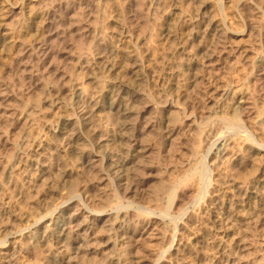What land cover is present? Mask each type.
<instances>
[{
    "label": "bare ground",
    "instance_id": "obj_1",
    "mask_svg": "<svg viewBox=\"0 0 264 264\" xmlns=\"http://www.w3.org/2000/svg\"><path fill=\"white\" fill-rule=\"evenodd\" d=\"M46 1H48V0H31L30 3L32 4L33 7L36 6V8L39 7V6H42L43 4H44L43 6H46L45 8H47V7H49L48 4L50 3V1H49V3H47L45 5V2ZM58 1H57V3H54L55 5L51 2L53 5H50V6H53V7L51 9L49 7V9H46L42 13V15L40 14L41 17H40V20L39 21H38V19H37V21H36V19H34V21L32 22V25H30V27H33V30L35 31V35L30 40V42H28V39H27V42H28L27 43L25 41L22 42L23 39H20V38L24 37V36L21 35L22 32L20 33V35L22 37L20 35H19L20 36L19 37V36H17L18 33L15 32V30L12 29V26L14 25V22H15V17L18 16V15L23 14V8L21 6H19L18 4H16V3L15 4L14 3L12 4V3L8 2L7 0H0V21L3 22V23H1V28H2L1 36H2V41H3V53H2V55H0V61H4L5 59H9V57L10 58L12 57V62L10 64L11 65L13 64L14 65V68H15V66H19V63H20V65L22 64L21 62H19L20 61L19 58L21 60L22 59L24 60V58L28 54H30V56L33 55V54H36L38 56V54H39L40 56H38V57L36 56L37 57V60H39V61L42 59V61L44 62L46 60H51L54 57L53 60L57 62V60H55L56 57L54 56L55 53L53 51V50H55L54 44H56V42L55 43H52V42H53V40L55 38H58L57 36H59V34L61 35V32H63V30L67 29V28H62L61 27L63 30L61 29L62 31L61 32H58V31H60L59 28L56 27V25H57L56 23L58 21H56V22L53 21L54 20L53 18H55L56 16L58 17V15L60 14V12H59V14L57 15V12L60 11V9L62 11V8L65 7L64 2L62 3V0H58ZM63 1L67 2L66 0H63ZM95 1L94 0H72V1L70 0V1H68L66 3V6H67L66 9H65L66 15H69L71 13V11H72L71 9H73L74 7L76 8L77 6H79L81 8L85 4H90V2H92V4H93V3H95ZM99 1L100 0H98V3H99ZM109 1H108V3H110ZM189 1H192V0H170L169 2L166 1L167 3H165L164 1L162 2V0H159V4H156L159 7H166V9H169L167 11V13H166L167 14V18H168V20H169L170 23L174 20L173 21L174 23H172L173 25H170L169 28H167V29L164 30L162 37L167 38V40L169 42H171L172 45L174 46V49H175L174 50L175 57H173V58H176V56H177L179 59H181L180 62H179V66L178 67L179 68L181 67L180 69H181L182 72L180 73V71L179 72L177 71L178 73H180V74H178V77L180 76L181 79H179L180 78L179 77L178 80H177L174 77L176 75H173L176 72V71L174 72L175 68L173 70L171 69L170 71H172L174 73H171L172 75L170 74L171 77H170V80L167 83V87H164L163 88L169 95L172 94L175 97L174 99L177 101L176 103L164 105L167 108L166 111H168L169 114L170 113L172 114L175 111H178V112L179 111H183L185 113L188 112V110H186V109L190 107V106L187 107L190 102L187 104V106H186L187 108L185 109V108L182 107L183 104L182 105L180 104V100L184 99L187 96L189 90H191V89L193 90V92L194 91H197V94H200L201 95V93H202L201 92V88H202V90H204V92H203L205 94L204 96L206 97V98L204 97V99H202V101L204 100L203 103L204 102L206 103V105H205L206 107H207V105H213L215 103V101L217 100V99L215 100V98L221 96V97L224 98V101L226 100V102L229 103L230 107L233 108V111L236 112L237 109H241V108H243V106H245L246 104H248L247 101H249L250 99L248 100L247 95L249 94V92L246 94L245 93L246 90H244L245 92H243V90L239 86L236 87L234 84L233 85L235 87H233L231 89H228V90L222 91L223 88L220 89V88L217 87V85H215L216 75H215L214 72L215 71L217 72L216 69H218L217 66L219 65L218 63L220 62V57L218 56L219 49L221 48L222 50H227L228 49V46H229V48H231L229 44L227 46V43H225L226 40L227 41L228 40H231L230 39V35L233 38V37H240L242 34L239 35L238 33L234 32V31L231 32L230 30H227V28H224V26L222 25L223 23L221 22L222 23L221 24L220 23V20L218 21L216 19L217 17L215 18V16H213L212 19H210V20L208 19L209 17H207V16H210L211 15L210 13H213V9H212V6L210 4L211 3H214V4L217 5L218 0H212L211 2H209V0L208 1H206V0L205 1L200 0L201 3L199 4V8L197 7L198 10H196V12H194V13H192V11L191 12L188 11V10H191V9H186L185 7H183V2L187 4ZM115 3H117V2H115ZM136 3H138V2H135V4ZM100 4L101 3H99V5ZM106 5L104 6V9H105ZM138 5H140V4H138ZM262 6H264V3H263ZM108 7L109 6H107V9H108ZM110 7H112V6H110ZM123 7H125V6H123ZM126 7H127V2H126ZM159 7H156V9L157 8L159 9ZM39 9H41V7H39ZM85 9H87V7ZM88 9H89V7H88ZM130 9H133V8H130ZM259 9H260V7H259ZM261 9H260V11L263 10V9L262 10ZM101 10H103V9H101ZM142 10H143V8H142ZM79 11L80 10H78V13H79ZM90 11L91 10H89V13H90ZM106 12L104 14H106ZM78 13H76L75 15H77ZM259 13H261V12H259ZM64 14L62 13V15H64ZM86 14L88 15V13H86ZM115 14H117V13L115 12ZM40 15H38V16H40ZM66 15L64 17L60 15V18L59 19H61V23H63V24H65L66 23L65 21L68 20V18L66 17ZM93 15H94V13H93ZM93 15H91V16H93ZM80 16L78 14V17L79 18H80ZM133 16H136V15H133ZM71 17H73V16H71ZM75 17H77V16H75ZM82 17L83 16H81V18ZM86 17L87 16H85V18ZM90 17L88 18L89 20L87 19L88 21L91 20ZM97 17H95V19H97ZM261 17H262V15H261ZM129 18H130V16L127 17V20H129ZM92 19H94V18L92 17ZM72 20L73 19L71 18V21ZM83 20H85V19H83ZM74 21H76V19H74ZM110 21H111V19H110ZM8 22H10V24H7ZM77 22H75V24H70V26L67 25L69 27H71V25H72V27H73L72 28L73 29L72 31H69L70 29L68 30L69 33H71V37L72 38H73L72 35L75 34L74 33V30H76V29H74V26L73 25H76L77 24L78 26H80ZM71 23H73V21ZM83 23L80 22L81 25ZM96 23H97V21H96ZM63 24H62V26L64 27ZM106 24H108V23H106ZM92 25H90V26H92ZM100 25H101V23H100ZM96 26L97 25L95 24V27ZM80 27H79V30H76V31L79 32L80 30H82V32L84 33V34L83 33L82 34L86 38H87V36L93 37L92 35H94V34H93L92 30H91V27L83 26L81 29H80ZM99 27L100 26H98L97 28H99ZM131 28L129 29V28H127V27L124 26V20L122 18V15L120 14L116 18H114V19L112 18L111 24L109 23V25L104 28L105 30L102 31L103 34H102V32L98 36H97V34H95V36L93 38V42L95 41L96 42V45L97 44L98 45L102 44L101 45L102 46L101 48H102V50L104 49L105 52H103L104 50L103 51L101 50V51L103 52V54L105 53V55L99 56L100 58H97V56L96 57L94 56L97 61L93 59L94 60V63L93 64H90V62H91L90 61L91 60L90 59V56H89V59H90L89 61L90 62L87 60L88 58L86 59L87 61L85 60V58H86L85 56H84L85 58L84 57H80L83 54L80 55V56L78 55L79 57H78V60H77V63L76 64L72 62L73 64H75V66L73 64L72 65L76 69H79L81 72L82 71L84 72L85 70H87V71L88 70H91V72L93 71L92 77L89 76L90 78L88 79L90 81L89 82V86L92 85V87H89L86 84H85L86 86L85 85H82V84H79V81L81 79L78 81V83H74L73 85L72 84L69 85L70 84L69 83L70 81L68 83H66L65 76H63L64 74L62 76L60 75L61 77H60V81L58 83V86L60 85L59 89H57L58 86H56V84H55L56 82H54V84H55L56 87L55 86L54 87H51V86L48 87L50 85V82H49L47 88L44 89V91H43L44 95H46V96H45V98H44V96L42 97V99L44 98L43 99L44 100L43 101L44 102L43 105L44 106H47L48 107V110L46 111V113H44L45 115H43V114H41V113H43V111L40 113L39 112L40 109H38L39 110L38 111V114H41V115L45 116L46 118L49 117L50 121L49 122L47 121L48 123H46L45 120H47V119L45 118L44 119L45 125L44 126L41 125L42 128L40 127V130L37 129L36 127H34L35 128L34 131L31 129L32 130V134H30L31 133L30 132L29 133L30 136L29 135H28V137L26 136L27 138H25V136L23 137V133L21 131H19V132L22 133L21 136L24 139H23V143L21 141L22 145H20V146L18 145L19 146L18 148L16 147L17 146L16 142L12 141V142H14L16 144V146H15V144H14V146L17 148V149L13 148V149L17 150V152L15 153V156L16 157L14 156L15 159L11 162V160L13 159L12 158L13 155H11L12 153L10 154L9 153L10 151H9L7 153V156H8V154H10L12 156L11 159H10V157H8V159H10L9 161L11 163H9L8 159L7 160L5 159V160L8 161V163H9L10 166H8V164H7L8 167H6L5 166L6 163H4L5 164L4 165V164L1 163V160H0V171H2L4 174L7 173L10 176L9 177L10 181L8 180L9 182L8 183L6 182L7 183L6 185H2L3 182L2 183L0 182L1 183L0 184V264H97L98 257L104 255V253H105L104 251H106V249H108L110 247V244H114V243H111V241H110L111 239L109 238L110 240L106 242V244L104 245V247H99V240H100V238L98 236L99 235L98 228H99V225L101 223H103L105 221V219H106V216H105L106 214L105 213H104L105 215L103 214L102 207L100 209V212H93V211H89L88 209L87 210L86 209L83 210L82 208H84V207H82V206H80V208L81 207L82 208L79 209V205L82 204V199H83V197L81 198L79 196L80 195L79 193H81L82 190H81V192H78V191H77L78 193L76 192L78 194V196L80 197L79 199H77L78 197L75 198V199H77V201L76 200H70L69 198L68 199L70 201H66L64 199L63 193L61 191H59L58 188H60L59 187V184H62V183L65 186H67L66 183L68 181H70V180H73V178L81 170H86V169H88V170L89 169H91V170H94L95 169L96 170L97 167H100V166L102 167V165H104V162H106L108 160L110 162L108 163V167H106L107 168L106 171L108 172V174L110 176L111 175H114L116 177V181L119 184V186H117V187L118 188L120 187V191H123L122 194H123V198L124 199L125 198H130L131 196L133 198H135L133 196V194L136 193L137 190H139L138 188L142 186L140 184V186L137 188V186H138L137 184L140 182L138 180L139 178L138 179L136 178L137 180H135V179L131 180V179H129L130 176L128 177V175L126 176V174H125V172L128 171V167H131L130 165L134 164V162L137 159H139L140 157H143L144 155H147V152H148V149L146 148V146H145V149H147V150L144 151L143 148L141 149L140 146L138 145V142H140V141H138V139L142 135L141 133H142L143 130L141 131V133H139L138 131H137L138 132L137 133L135 131V127H137V126H136V124H134V123H137L136 120H140V119L143 118V116L141 115V113H139V111L137 110L138 109L137 108L138 107L137 105L141 101V98H140L141 95L138 94V92L140 90H138V92H137L136 89H135V88H137L136 87L137 85L141 84V82H144L143 81L144 78H143L142 75L145 72H143L142 70L145 69V68H144V65H143L142 60L140 59V54L141 53H140V49H139V47H140L139 45L143 41L137 39L138 42H135V38H134V35H133L134 32L131 30ZM253 28H255V27H253ZM257 30H259L258 27H256V31ZM256 31H255V33H256ZM157 32H158V35L160 36L161 34H159V32H162V31H157ZM79 33L77 35H79ZM64 34L65 35L68 34L67 31H66V33H63V35ZM155 36L157 37L156 34H155ZM65 37L71 38L70 36H67V35ZM75 37H78V36H75ZM81 37L82 36H80V38ZM81 39H79V40H81ZM71 40L74 41V39H71ZM79 40H77V41H79ZM84 40H85V38H84ZM154 40H156V39H153V41ZM223 40L225 42H223ZM68 41H69V39H68ZM82 41L83 40H81V43L80 42H77V43L82 44L80 46H84V45L85 46H89V44L86 45L87 43L83 45ZM168 41H166V42H168ZM64 42L65 41L63 40V43ZM76 42H74V43H76ZM67 43H66V45H67ZM171 43H170V46H171ZM59 44H60V42H59ZM221 44H223V47H221L222 46ZM230 44H231V42H230ZM261 44H263V42ZM57 45H58V43H57ZM60 45L62 47V42H61ZM96 45L94 44V46H96ZM63 46H64V44H63ZM76 46H77V44H76ZM90 46H91V49L93 50L94 49V47L92 48L93 43ZM231 46H233V44ZM258 46H260V45H258ZM96 47H99V46H96ZM96 47H95V50L98 49V48L96 49ZM150 47H151V45H150ZM234 47H236V46H234ZM81 48H84V47H81ZM86 48L90 49V47H86ZM63 49L67 50L65 47ZM59 50H60V48H59ZM154 50H157V49H154ZM217 50H218V52H217ZM222 50L219 52L221 55L223 53ZM58 51H57V53H58ZM69 51H70V49H69ZM73 51H72V53L74 54ZM84 51H87L89 53L88 50H83V52ZM237 52H238V50H237ZM237 52H234L233 54L235 55V53H237ZM65 53H67V52H65ZM94 53L95 52H93V54ZM100 53H99V55H100ZM171 53H172V51H171ZM70 54H67V58H65V61L62 60V62L64 61L65 65H66L67 62L70 63V61H73L74 60L73 57L75 55L72 56V54L71 55ZM154 54L155 53H153V55ZM59 55L60 54H58V56ZM84 55H85V52H84ZM144 55H145V53H144ZM165 55H167V54H165ZM173 55H174V53H173ZM86 56H87V54H86ZM156 56L158 57L159 55H156ZM163 56H164V54H163ZM171 56L172 55H170L169 57H171ZM182 56L183 57H186V59H184V58L182 59ZM91 57H92V55H91ZM160 57H162V55ZM169 57H168V59H169ZM243 57L244 56H242V58ZM261 57L264 58V56H261ZM110 58H111V60L109 61ZM152 58H154V57H152ZM165 58H167V57H165ZM227 58H229L228 60H232V59H230V56L227 57ZM239 58H241V57H239ZM260 58H258V59H260ZM235 59H236V57H235ZM9 60H11V59H9ZM167 60H166V62H167ZM173 60L174 59H172V61ZM248 60L250 61V59H248ZM262 60L263 59H261V61ZM176 61L174 63H176ZM221 61H224L225 62V60H221ZM249 61H248V63H249ZM251 61L252 62L254 61L255 63H253V64L251 63L252 65L249 64L248 66H246V65L245 66L246 67H249V66L251 67V68H249L251 70V72L250 73L248 72L249 74H247V75H250V77L248 79H250V83H254L255 84L254 86L256 87L257 83L258 82H261L264 79V63L263 62H258L259 60L257 61L255 59L254 60H251ZM7 62H8V60H7ZM30 62H32V61L29 60V62L27 63V65H31ZM150 62H152V61H150ZM157 62L161 63V61H157ZM60 63H61V61L60 62H57L56 64H59V66H60ZM147 63H148V61H147ZM170 63L171 62H169V64ZM227 63H224V64H227ZM153 64L158 65L157 63H153ZM163 64H164V62H163ZM22 65L24 66L26 64L23 63ZM32 66L34 67L33 64H32ZM39 66H40V64H39ZM50 66L51 65L49 64V67L48 68H51ZM151 66H153V65H151ZM160 66H161V64H160ZM167 66H169V65H167ZM231 66H230V68H231ZM37 67L38 66L36 65L35 68H37ZM68 67H66V68L67 69H70L71 66L69 68ZM92 67H93V69H92ZM237 67H238V65H237ZM244 67H242V68H244ZM246 67H245V69H246ZM9 68H7V69H9ZM18 68H20V66ZM165 68L168 69L167 67H165ZM222 68H223V66H222ZM26 69H28V68H25L24 71H22V70L21 71L22 72H25ZM58 69H59V67H58ZM61 69H63V68L61 67ZM72 69H73V67H72ZM76 69H74V70H76ZM245 69H244V73H245ZM1 70H2V73H3V70L4 69L2 68ZM14 70L16 72L17 69L15 68ZM41 70H43V69H41ZM57 70H56V72H57ZM79 70H76V71H79ZM18 71H19V69H18ZM21 71H19V72H21ZM35 71L36 70H32V73L35 72ZM48 71H49V69L48 70H44L43 71V74H41L40 73L41 71H39V74H41L43 76L46 75L45 78H46V80L49 81V79H47V73L49 74ZM62 71L63 70H61L59 72H62ZM65 71H66V69H65ZM67 71H69V70H67ZM67 71L65 73H67ZM11 72H13V71H11ZM74 72L75 71H73V73ZM166 72H168V71H165V74H166ZM2 73H1V75H2ZM51 73L53 74V71L50 72V74ZM73 73H72V76H74ZM85 73L83 74L84 76L86 75ZM219 73H221V71ZM58 74H60V73L57 72V74L55 76H57ZM77 74H79V73H77ZM165 74H163V75H165ZM1 75H0V77H1ZM6 75H8V74H6ZM20 75H21V73H20ZM20 75H18V78L21 79V76ZM37 75H38V72H37ZM23 76H24V74H22V77ZM31 76H32L30 78L31 81L29 83H31L33 80H35L34 77H33V75H31ZM39 76L40 75H38V77ZM154 76H155V74H154ZM219 76H223V75H219ZM4 77L2 76V78H4ZM49 77L51 78L53 76H49ZM237 77L239 78V76H237ZM247 77H245V78L247 79ZM7 78L10 79L9 75H8ZM15 78H16V76H15ZM43 78L44 77H42V79ZM235 78H236V75H235ZM22 79L20 81H18V82H21ZM248 79L246 80V82H248ZM25 80H27V79L25 78ZM57 80H59V78ZM70 80L72 81V79H70ZM75 80H76V78H75ZM84 80H85V78H84ZM7 81H9V80H7ZM55 81H56V79H55ZM218 81H219V79H218ZM37 82H36V84H37ZM73 82H75V81L73 80ZM81 82L82 81H80V83ZM244 82H245V80H244ZM27 83H25V85ZM41 83H39V84H41ZM44 83H46V82L44 81ZM10 84H11V82H10ZM30 85H32V84H30ZM42 85L45 86L44 84H42ZM42 85H41V88H42ZM221 85H220V87H221ZM247 85H248V83H247ZM30 87L31 86H28V88H30ZM34 87H33V89H34ZM244 87H247V86H244ZM17 88H18V86H17ZM225 88H227V87H225ZM0 89H2V86H0ZM12 89L14 90V88H11V90ZM18 89H20V88H18ZM21 89H23V88L21 87ZM158 89H156V90H158ZM256 90H257V88H256ZM16 91H17V89H16ZM7 92H9V91H7ZM7 92H6V95H8ZM11 92H12L11 94H13V92H15V91H11ZM34 92L35 91H33V93ZM39 92H40V95H41L42 94L41 91H39ZM21 93H23V92H21ZM27 93H28V91H27ZM0 94H1V92H0ZM37 94L39 95V93H37ZM195 94H196V92H195ZM10 95H9V97H10ZM142 95H144V94H142ZM4 96L2 98H4ZM26 96H27V94H26ZM22 97H23V95H22ZM28 97L29 98H32L34 96H32V97L28 96ZM19 98H18V100H19ZM167 98L169 99V97H167ZM197 98H200V97L197 96ZM202 98H203V96H202ZM186 99H188V98H186ZM18 100H17V102H18ZM23 100H25V99H23ZM28 100H30V99H28ZM160 100L161 99H159V101ZM191 100H192V98H191ZM196 100H198V99H196ZM220 100H221V98L218 101H220ZM182 101H181V103H182ZM4 102L5 101L1 102L0 104H2ZM20 102L21 101L19 100V103ZM170 102H172L171 99H170ZM5 103L3 105H5ZM11 104H13V103H11ZM14 104L16 105L15 102H14ZM3 105H2V107H3ZM9 105H10V103H9ZM18 106H20V104H18ZM8 107L10 108V107H13V106L10 105ZM38 107H40V105ZM38 107H36V108H38ZM184 107H185V104H184ZM191 107H193V106L191 105ZM218 108H219V106H218ZM254 108H256V107H254ZM35 109H34V111H35ZM190 109L191 108H189V110ZM12 110H14V109H12ZM16 110L18 111V109H16ZM21 110H24V109H21ZM21 110L19 109L20 112H21ZM230 110H232V109H230ZM25 111H27V110H25ZM190 111H189V113H190ZM237 111H239V110H237ZM106 112H107V114H106ZM200 112H201L200 111V108H197V105H196L195 106V112L194 113H196V115H197ZM221 112H222V110H221ZM5 113L3 112V114H5ZM202 113H203V110H202ZM239 113H240V111H239ZM9 114L11 115L12 113L9 112ZM23 114L24 115H26V114L33 115V110H32V113H26V114L23 113ZM224 114H221V115H224ZM255 114L256 113H254V115ZM2 115H1V111H0V119L3 118V117H1ZM16 115H18V114H16ZM28 115L20 118V120L17 121L18 122V126L19 125H25L26 123H28L30 121V120L28 121V119L30 118ZM107 115H109L110 118H111V116H119L120 118L123 119L122 120L123 123L121 122L122 123V129L120 128L121 129V133H119V135H120L119 138H120V142L121 143L124 142L125 145L127 143V147L129 148V149L127 148L128 149V156L129 157L126 158V159H123V160H120L119 159V161L112 159L113 157H111V155H109V154H112V151H113L112 149L109 150L110 146H112L109 143L110 140L106 141V139H104V141H102L103 139H101V137H100V133H102V127H101V125H99V122H100V120L104 119V116L107 118L108 117ZM14 116L15 115L13 114V117ZM34 116H36V113H35V115H33V117ZM164 116H165V114H164ZM6 117L10 118L9 115L8 116L6 115ZM33 117H31L30 119H32ZM181 117H182V115H181ZM193 117H195V116H193ZM14 118H17V117H14ZM169 118H170V116L167 117V119H169ZM189 118H190V116H189ZM236 118L237 117H235V119ZM241 118H239V119H241ZM33 119H32V122H33ZM161 119H162V116H161ZM218 119L219 118H217V120ZM233 119H232L233 122L236 121V120H233ZM107 120H109V119H107ZM169 120L164 121V123L168 122ZM171 120H173V119L171 118ZM35 121L37 123V120L36 119L34 120V122ZM38 121L40 122V120H38ZM223 121H225V120H223ZM256 121H258V120H256ZM14 122H13V125L15 127L12 128L10 131H7V129H6V133L8 132V133L11 134L12 133L11 131H13V129H16L18 127V126H16L17 125L16 124L17 122L16 123H14ZM145 122L146 121H144V123ZM155 122H156V120H155ZM239 122H240V120H239ZM245 122L247 123V120H245ZM0 123H1V120H0ZM42 123H43V121H42ZM159 123H161V122H159ZM173 123H170V124H173ZM231 123H230V126H231ZM241 123H242V121H241ZM11 124H12V122L9 125L7 124L8 125V128L9 127L11 128ZM104 124H105V122H104ZM196 124H198V123L196 122ZM167 125L169 126V124H167ZM242 125H243V123H242ZM1 126H2V123H1ZM5 126H6V124H5ZM26 126L25 127H22V128H25L26 129ZM171 126L172 125H170L169 129H166V130H168V139H169V141L177 133V127L176 126L171 127ZM198 126H200V125H198ZM201 126H202V124H201ZM27 127H29V125ZM6 128H7V126H6ZM22 128H20V129L22 130ZM111 128L112 127H110V129ZM207 128H209L208 125H207ZM230 128H232V127H230ZM238 128H241V127H238ZM25 129H24V131H25ZM164 131H165V129H164ZM210 131H208V132H210ZM3 132H4V130H3ZM1 133H0V145H2L3 147H6L7 144H10V142H9L10 139H11L10 138V135H9V138H8V137L5 136L6 135L5 132H4V136H1ZM8 133H7V136H8ZM17 133H18V131H17ZM204 133H206V132H204ZM204 133H203L204 136L202 138H200V139H202V147H209V143H210V140L209 139L211 138V136H209L210 133H209V135H205ZM20 134H18V136H20ZM198 135L199 134H197V136ZM200 135H201V133H200ZM164 138H165V136H164ZM18 139L19 138H17V140ZM222 139H224V137L221 138V141H222ZM225 139L226 140H229L228 138H225ZM235 139H238V137L237 138L235 137ZM139 140H141V139H139ZM173 140L174 139H172V141ZM233 140L231 139V141H226L225 144L222 141V144H224V145H222L224 147V150L223 151H219V152H216L215 151V148H216V146L218 145L219 142L218 143L215 142V144H214L213 141H212L211 143H213V145L211 144L212 147L210 146L211 148H209V150L207 152V155H205L206 156V159H204V160H206V162L209 160V164H211L210 166H212L214 163L215 164H219V165L220 164H225V162L227 161V159L229 160L230 156L232 155V151L234 150L233 149L234 142H232ZM242 140L243 139H241V141ZM244 140H246V139L244 138ZM247 140H246L247 142L245 141L246 144L249 143V137H248ZM250 140L252 141V139H250ZM169 141H168V143H169ZM172 141H171V143H173ZM251 141L249 143L250 144V147H249L248 155L245 154L247 156L246 160L247 159L253 160L254 163L255 162L257 163V161L259 162V166L257 165V167L259 168V175L260 176L258 174H257V176H249V175L246 176V174H243L244 176L239 177L238 178V181L236 180L234 182L231 181V180L234 179L235 177L234 178L231 177V180L230 181H224V182H221V183L219 182L221 186H219L220 189L219 190H216V191L214 190L216 187L213 188L214 185H212V188H213L214 191H212V193H210V195L207 196L206 202H204L203 204H200V206L198 208L196 207L197 210L195 209L196 211L193 214H190V215H189V213L185 214L184 217L182 218V221L181 222H179V221L178 222L172 221V219L170 220V218L168 219V218H166L164 216L161 219H159L157 217L155 218V216H153L154 218L152 220H147L146 219L147 221H146V223L144 222L145 225L143 224L144 227L141 228V229H139L140 228L139 226H142V225H139V221H137V226L138 225L139 226L138 227L136 226L137 229L135 230L134 228L133 229H130V228L129 229H125L123 227V224H124L125 219L127 218V216H125L123 218V220H121V222H119V224H116V223H118L117 222L118 220L115 219L116 222H115V220L113 222H115V224L117 225V230H116L117 232H115L116 233V241L117 240H120L121 242L124 243L125 240H128V241H126V242H128L127 244L130 245L131 250L134 251V250H136L139 247V244H140V242H142V240L147 239V238H150L151 236H154V233L159 232V229H161V230L162 229L163 230L168 229V231L167 230L166 231L169 232V236L168 235L162 236V237H165V241L168 244L166 246H168V247L165 246V248H167L166 251L164 250V252H163V250H161L160 252H163V253H160L159 255L155 256V258L157 259V261L154 260V261H156L154 264H264V144L260 146L259 144L258 145L257 144H254L257 140L256 141L254 140L255 142L252 141V143H251ZM141 142H140V144H141ZM143 144H146V143L144 142ZM173 144H175V143H173ZM260 144H261V142H260ZM242 145H243V143H242ZM7 146H10V145H7ZM120 147H121V145H120ZM238 147H240V146H238ZM107 150H109V152H107ZM236 150L234 152H237ZM110 151H111V153H110ZM238 152H239V150H238ZM1 153H3V151ZM239 153L237 154L238 156H240ZM121 154H123V153H121ZM106 155L107 156H110L109 159H107V160H106V157H105ZM200 155H202V154H200ZM3 156H4V154H3ZM115 156H116V154H115ZM232 156H234V155H232ZM121 157H122V155H121ZM125 157H126V155H125ZM115 158H117V156ZM239 159L240 158L238 157L237 161H239ZM71 160L74 162V163L72 162V164H75V165H73V166L71 165L70 166ZM211 160H212V162L215 160V162H213V164H212V163H210ZM233 160H235V158ZM244 160H245V158H244ZM206 162L204 164L205 166L203 165L204 167H206ZM136 164H137V166H139L138 163H136ZM105 166H106V164H105ZM189 166H191V165H189ZM226 166L227 165H225L224 167H226ZM236 166H238V165H236ZM207 167H209L208 162H207ZM257 167H256V169H257ZM197 168H198V166L196 167V169ZM254 168L255 167L253 166V169ZM28 169H30V170L32 169V170L29 171V173H28L27 172ZM101 169H103V167ZM104 169H103V172H104ZM196 169L194 171L198 172L199 171L198 170L199 168L197 170ZM211 170H212V168H211ZM34 171H36V172H34ZM54 171L55 172H59V173H55ZM32 172H34V173H32ZM91 172H88V173L90 174ZM103 172H102V174H103ZM213 172H215V171L213 170ZM95 173H96V171H95ZM131 173H132V171H131ZM192 173H194V172H191V175H193ZM201 173H203V172H201ZM210 173H209V175H210ZM96 174H98V173H96ZM102 174H100V175H102ZM104 174H106V173H104ZM187 174H189V173L187 172L186 175ZM228 174H230V173H228ZM252 174L255 175L254 172ZM8 175H6V176H8ZM109 175H107L106 178H108ZM195 175L197 176L199 174L198 173L197 174L195 173ZM211 175H213V174H211ZM218 176H219V174H218ZM191 177L192 178H195L193 176H191ZM200 177H202V176H199L198 178L200 179ZM1 178H2V176H1ZM51 178L53 179V181L55 183L53 182L54 184L52 185V189L49 188L48 190H46L45 187L48 184V181L51 180ZM104 178H100V179L103 180ZM204 178H205V175H204ZM221 178L222 177L220 176V179ZM109 179H110V177H109ZM185 179H187V178H185ZM2 180H3V178H2ZM114 180H115V178H114ZM114 180L112 182H114ZM5 181H7V180H5ZM105 181H106V179H105ZM137 181H139V182L137 183ZM24 182H26L27 185ZM212 182H213V179H212ZM212 182H210V185H211ZM109 183H111V182L109 181ZM90 185H92V184H90ZM61 189H63V188H61ZM89 190H90V188H89ZM118 190H117V192L119 193ZM140 190H141V188H140ZM83 192H85V191H83ZM118 193H116V194H118ZM140 193H141V191H140ZM140 193L138 192V195ZM34 194L35 195L37 194L36 197H34L35 196ZM65 194H66V191H65ZM77 194H76V196H77ZM105 194L103 196H105ZM90 195L92 196V194H90ZM135 196H137V195L135 194ZM55 197L57 199L56 202H52V200ZM142 197L143 196H141V198ZM170 197H171V195H170ZM32 198H34V201H35V198H36V200H39V203L41 204V207L44 206L42 208V210L44 211V213L43 212L38 213V214H42L43 213L40 216L38 215L39 217H36V214H35V216H33L32 214H28V213L25 214V213H23V210L21 208L22 205H20L21 207L19 206V204H21V203L24 202V200H26V203L29 204V200L31 202V199ZM176 198L175 199H172V200L169 199V201L167 203L170 206L171 210L176 209L178 207V205H179L178 204L179 201H177ZM94 200H96V199H94ZM120 200H123V199H120ZM122 202L123 201H120L119 203H122ZM136 202H139L140 203V201H138V200H136ZM94 203H95V201L93 202V204ZM98 203H100V202H98ZM119 203H117V204H119ZM103 204H105V201H104V203H102V205ZM131 204H132V202H131ZM17 206L20 207V208H17ZM83 206H85V205H83ZM104 206L105 205H103V208H104ZM118 206H116V207H118ZM32 207H30V208H32V209L35 208L34 206H32ZM120 207L122 208V206H119L118 208H120ZM36 208H35V210H36ZM123 208H124V206H123ZM125 208H126V206H125ZM32 209H30V210H32ZM124 209H123V212H124ZM135 209L137 210V208H135ZM126 210H128V207H127ZM115 211H118V210H115ZM156 212H157V210H156ZM127 213H129V212L127 211ZM134 213H135V211L133 212V214ZM124 214H126V213H124ZM139 214H140V212H139ZM141 214H142V212H141ZM136 215H137L136 218H138V214H136ZM135 216H133V217H135ZM139 216H141V215H139ZM145 217H146V215H145ZM114 218H116V217H114ZM118 218H120V216H118ZM136 218L135 219L133 218V219L136 220ZM141 218H142V216H141ZM143 218H144V215H143ZM143 218H142V220H145ZM134 220H133V222H134ZM110 221H112V220H110ZM126 223H127V221H126ZM112 224L110 223V226ZM134 224H135V222L133 223V225ZM106 226H108V225H106ZM104 228L102 227V229H104ZM100 229H101V226H100ZM163 230H162V235H164V233H165V232L163 233ZM113 231H114V229H113ZM107 235H110V234H108V232H107ZM103 236H105V235L103 234ZM107 238H108V236H107ZM200 239H202L204 241L202 245H204V243L207 244V246L209 248V249H207V251H209V252H207L206 249H204L205 250L204 251L203 249H201V247L199 248L197 246L198 243H199V241H200ZM144 241H146V240H144ZM117 245H118V243H117ZM117 245H116V247H117ZM144 245H142V246L143 247H146ZM140 247H141V244H140ZM140 247L138 248V250H140ZM144 250H146V248ZM140 253H141V251H140ZM121 255H123V254H121ZM131 255H133V252L131 253ZM142 255H141V258H142ZM144 256H146V255H144ZM133 257H134V255H133ZM146 257H148V256H146ZM151 257H152V255H151ZM119 259H120V257H119ZM138 260H136V261H138ZM133 262H131V263L133 264ZM135 263H137V262H135ZM139 263H141V262H139ZM109 264H127V261L126 260H117V257H116Z\"/></svg>",
    "mask_w": 264,
    "mask_h": 264
},
{
    "label": "rangeland",
    "instance_id": "obj_2",
    "mask_svg": "<svg viewBox=\"0 0 264 264\" xmlns=\"http://www.w3.org/2000/svg\"><path fill=\"white\" fill-rule=\"evenodd\" d=\"M8 2H10V3H16V4H18L19 6H21L22 8H23V14H21V15H18V16H16L15 17V22H14V25L12 26V29L13 30H15V32H17L18 34H17V36H19L20 35V33L22 32V36H24V37H22L21 35V37L22 38H20V39H23L22 40V42H27V39H28V42H30V40L34 37V35H35V31L33 30V27H30V25H32V22L34 21V19H36V21H37V19H38V21L40 20V17H41V15H42V13L46 10V9H49V7H50V9L53 7V6H50V5H53L54 3H57V1L58 0H48V1H46L45 2V5L47 4V3H49V1H50V3L48 4V6L49 7H47V8H45L46 6H39V7H41V9H39V7H37L36 8V6L35 7H33L32 6V4L30 3L31 2V0H7ZM56 1V2H55ZM67 2L68 1H70V0H66ZM72 1V0H71ZM95 1V0H94ZM102 1V2H101ZM108 1L109 0H100L99 1V3H101L100 5H99V3H98V0H96L95 1V3H93L92 4V2H90V4H85L84 6H82L81 8L79 7V6H77L74 10L73 9H71L72 11H71V13L69 14V15H66V12H65V9H66V3L67 2H65V1H63L62 0V3L64 2V5H65V7H63L62 8V11H61V9H60V11H58L57 12V15L59 14V12H60V14L58 15V17L56 16L55 18H53L52 20L54 21V22H56V21H58L56 24V27H58L59 28V30L60 31H58V32H61L63 29L62 28H67V29H65V30H63V32H61V35L59 34V36H57L58 38H55L54 40H53V42L52 43H55L56 42V44H54V48H55V50H53L54 51V53H55V57L57 58H55V60H57V62H60L61 61V63H60V66L63 68V69H61V67L59 66V64H56L57 62L56 61H54L53 59H54V57L51 59V60H46V61H42V59L39 61V60H37V57L38 56H40L39 54H38V56L36 55V54H33V55H31L30 56V54H28L25 58H24V60L22 59H20L19 58V62H21L22 64L24 63V64H26L27 65V63L29 62V60L30 61H32V62H30L31 63V65H20V63H19V66H20V68H18L19 66H15V68L17 69L16 70V72H15V68H14V65L12 66L10 63L12 62V57L10 58L9 57V59H11V60H9V59H5L4 61H0V75H1V73H2V68L4 69L3 70V73H2V75H1V79H0V86H2V89H0V92H1V94H0V103L1 102H3V101H5L4 103H5V105H3L4 103H2V104H0V106L2 107V105H3V107L1 108L0 107V111H1V115L3 114V112L5 113V114H3L1 117H3V118H1L0 120H1V123H2V126H1V123H0V133H1V136H4V132L6 133V129H7V131H10L12 128H14L15 126L13 125V122L14 123H16L17 121H19L20 120V118H22V117H24V116H26V115H28V114H26V113H32V110H33V115H35V113H36V116H34L33 117V115H28L30 118L31 117H33L32 119H33V122H32V119H28V123H26L25 125H19L18 126V122L15 124L16 126H18L16 129H13V131H11L12 133L10 134V133H8V136H7V133H6V137H8L9 138V135H10V144H7V145H10V146H7L6 145V147H3L2 145H0V151L2 152L3 151V153H1L0 154V160H1V163L2 164H4V163H6V167H8V166H10L9 165V163H11L14 159H15V153L17 152V150H15V149H17L20 145H22V143H23V137L25 136V138H27L28 137V135L30 136V134H32V130L34 131V127H36L37 129H39L40 130V127L42 128V126L41 125H45V121H46V123H48L49 121H50V119H49V117H45V116H43V115H45L44 113H46V111L48 110V107L47 106H44L43 105V99L45 98V96L46 95H44V93H43V91H44V89H46L47 88V86H48V84H49V82H50V85L48 86V87H54L55 86V84H56V86H58V83H59V81H60V77L63 75V76H65V79H66V83H68L69 81V85H73L74 83H78V81L80 80V81H82L81 83H80V81H79V84H82V85H87V86H89V78L90 77H92V73H93V71L91 72V70H85L84 72L82 71H80L79 69H76L74 66H75V64L77 63V60H78V57L80 56V55H82V56H80V57H84L85 58V60L87 59L89 62H90V64H93L94 63V60H96V56H97V58H100L99 56H103V55H105V53L103 54V52H105V50L103 51L102 50V44H100V45H96V42L94 41L93 42V38H94V36H95V34H97V36L103 31V30H105L104 28L106 27V26H108L109 25V23L111 24V22H112V18L114 19V18H116L118 15H122V18H123V20H124V26L125 27H127V28H131V30L134 32V38H135V42H138V40H142L143 42L139 45L140 47H139V49H140V59L142 60V62H143V65H144V68L145 69H143L142 71L143 72H145L142 76H143V81L144 82H141V84H139V85H137L136 87L137 88H135L136 89V91L138 92V90H140L139 92H138V94H140L141 95V101L139 102V104L137 105L138 107V111H139V113H141V115L143 116V118L142 119H140V120H136V122L137 123H134V124H136V126L137 127H135V131L137 132H139V133H141V131H142V135L140 136V138L139 139H141V140H139L138 139V141H142L141 142V144H140V142H138V145L140 146V148L142 149L143 148V150L145 151V150H147L148 149V152H147V155H144L143 157H140L139 159H137L135 162H134V164H132V165H130L131 167H128V171L127 172H125V174H126V176L128 175V177L130 176V178L129 179H131V180H133V179H135V180H137L138 178V180L140 181H137V188L140 186V184L142 185L141 187H139L138 189L140 190V188H141V193H140V191L139 190H137V192L136 193H134L133 194V196L135 197V198H133L132 196L130 197V198H123V194H122V192L123 191H120V187L118 188L117 186H119V184L117 183V181H116V177L114 176V175H109L108 174V172L106 171V167H108V163L110 162L109 160L108 161H106L107 159H109V157L110 156H105L106 157V162H104V165H102V167H103V169H104V172H103V169H101L100 167H97L96 168V170L94 169V170H91V169H86V170H81L74 178H73V180H70V181H68L67 183H66V185L67 186H65L63 183L62 184H59V187L60 188H58L59 189V191H61L62 193H63V195H64V199L66 200V201H70V200H76L77 201V199H79L80 197L82 198L83 197V199H82V204L83 205H85V206H83L82 204H80L79 205V209H81L82 207H84V208H82L83 210L84 209H88L89 211H93V212H100V209H101V207H102V210H103V214L106 216V219H105V221L103 222V223H101L100 225H99V228H98V230H99V238H100V240H99V247H104V245L106 244V242L107 241H109L110 239V241H111V243H114V244H110V247L108 248V249H106V251H104L105 253H104V255H102V256H100V257H98V261H97V264H109L110 262H112L116 257H117V260H126L127 261V264H132L131 262H133L134 260V262H133V264H138L139 262H141V263H139V264H154L156 261H157V259L155 258V256H157V255H159L160 253H163L164 252V250L166 251V249L167 248H165V246L166 245H168L167 244V242L165 241V237H162V236H165V235H168L169 236V232H167L168 231V229H165V230H163V233H164V235H162V230L161 229H159V232H156V233H154V236H151L150 238H147V239H144V240H146V241H144V240H142V242H140V244H141V247H140V244H139V247H140V250H138V248L136 249V250H134V251H132L131 250V247H130V245H128L127 243L128 242H126V241H128V240H125V242L123 243V242H121L120 240H117L116 241V233L115 232H117L116 230H117V225L116 224H119V222H121V220H123V218L125 217V216H127V218L125 219V222H124V224H123V227L125 228V229H137V227L139 226V225H142V226H139L140 228L139 229H141V228H143L144 227V225H145V223H146V221L147 220H152L154 217L153 216H155V218L157 217V218H159V219H161V218H163V216L164 217H166V218H170V220L172 219V221H175V222H181L182 221V218L184 217V215L185 214H187V213H189V215L190 214H193L196 210H197V208L200 206V204H203L204 202H206V199H207V196H209L210 195V193H212V191H216V190H219L220 188H219V186H221L220 185V183L221 182H224V181H230L231 180V177L232 178H234V179H232L231 181H238V178L239 177H241V176H244L243 174H246V176L247 175H249V176H257V174L259 175V168L257 167V165L259 166V162L257 161V163L255 164L254 162H253V160H249V159H247L246 160V158H247V156L246 155H248V151H249V147H250V139H252V141H254L253 143L254 144H259L260 146L261 145H263L264 144V79L261 81V82H258L257 83V85H256V87L254 86L255 84L254 83H250V79H248L249 77H250V75H247V74H249L250 72H251V70L249 69V68H251L250 66L249 67H246V66H248L249 64H253V63H255L254 61L252 62L251 60H259L258 62H263L264 63V58L263 57H261V56H264V6H262L263 5V3H264V0H218V2H217V5L216 4H214V3H211L210 5L212 6V9H213V13H210L211 15L210 16H207V17H209L208 19L210 20V19H212V17L213 16H215V18L219 21L220 20V23L224 26V28H227V30H230L231 32H236V33H238L239 35H241L240 37H231V35H230V39L231 40H226V42L223 40V42H225V43H227V46H228V44L230 45V47L231 48H229V46H228V51L227 50H222L221 48V50L223 51V53H222V55L219 53L221 50L219 49V52H218V50H217V52H218V56L220 57V62L218 63L219 65L217 66V68L218 69H216L217 70V72L215 71L214 73H215V75H216V81H215V85H217V87L218 88H220V89H222V91H224V90H228V89H231V88H233V87H240L242 90H243V92H245L244 90H246V94L249 92V94L247 95V98H248V100L249 101H247L248 102V104H246L245 106H243V108H241V109H237V110H239L240 111V113H239V111H237L236 110V112L235 111H233V108H231L230 107V105H229V103L228 102H226V100L224 101V98L223 97H216L215 98V103L213 104V105H207V107L205 106L206 105V103L204 102L203 103V101H202V99H204V90H202V88H201V95L203 96V98H202V96L200 95V94H197V91H194L193 92V90L191 89V90H189V92H188V94H187V96L184 98V99H182V100H180V104L182 105V107L183 108H187V107H189V108H191L190 110H189V108H187L186 110H188V112H183V111H175V112H173L172 114L170 113H168V111H166L167 110V108H166V106H164V105H168V104H172V103H176L177 101L174 99L175 97L172 95V94H168L163 88L164 87H167V83H168V81L170 80V77H171V73H174L175 71V73L173 74V75H176V76H174L177 80H178V78L180 77H178V74H180L182 71H181V67L179 68L178 66H179V62H180V60L181 59H179L177 56H176V58H173V57H175V52H174V46L172 45V43L171 42H169L168 40H167V38H164V37H162L163 36V32H164V30L165 29H167V28H169V26L170 25H173L172 23H174L173 21L170 23L169 22V20H168V18H167V11L169 10V9H166V7H159L158 5H156V4H159V0H110L109 2L110 3H108ZM158 1V2H157ZM165 2V3H167L166 1H170V0H162V2ZM195 1V2H194ZM202 1H205V0H202ZM206 1H208V0H206ZM212 0H209V2H211ZM53 4H52V3ZM59 2V1H58ZM106 2V3H105ZM115 2H117V3H115ZM119 2V3H118ZM126 2H127V7H126ZM131 2V3H130ZM135 2H138V3H136L135 4ZM199 2V3H198ZM108 3V4H107ZM115 3V4H114ZM130 5H129V4ZM134 5H133V4ZM201 3V1L200 0H192V1H189L187 4L186 3H184L183 2V7H185L186 9H191V10H188V11H192V13H194V12H196V10H198V8H199V4ZM223 3V4H222ZM97 6H96V5ZM107 4V5H106ZM120 4V5H119ZM138 4H140V5H138ZM258 4V5H257ZM55 5V4H54ZM106 5V7H105V9H104V6ZM118 5V6H117ZM136 5V6H135ZM186 5V6H185ZM215 5V6H214ZM107 6H112V7H108V9H107ZM120 6V7H119ZM123 6H125V7H123ZM131 6V7H130ZM133 6V7H132ZM142 6V7H141ZM159 7V9L157 8L156 9V7ZM167 6V5H166ZM214 6V7H213ZM218 6V7H217ZM258 6V7H257ZM87 7V9H85V8ZM88 7H89V9H88ZM91 7V8H90ZM102 7V8H101ZM190 7V8H189ZM198 7V8H197ZM220 7V8H219ZM259 7H260V9L262 10V11H260V9H259ZM130 8H133V9H130ZM141 8V9H140ZM142 8H143V10H142ZM163 8V9H162ZM193 8V9H192ZM222 8V9H221ZM258 8V9H257ZM44 9V10H43ZM80 10L79 11V13H78V10ZM101 9H103V10H101ZM123 11H122V10ZM127 9V10H126ZM166 9V10H165ZM184 9V8H183ZM185 9V10H186ZM224 9V10H223ZM64 10V11H63ZM83 10V11H82ZM88 10V11H87ZM89 10H91L90 11V13H89ZM159 10V11H158ZM221 10V11H220ZM87 11V12H86ZM106 12V14H104L105 12ZM117 13V14H115V12ZM41 12V13H40ZM138 12V13H137ZM259 12H261V13H259ZM62 13L64 14V15H62ZM73 13V14H72ZM76 13H78L79 14V16L81 15V16H83L82 18L83 19H85V20H83L82 18H81V16H80V18L82 19H80L79 17H78V14L77 15H75ZM81 13V14H80ZM86 13H88V15L86 14ZM93 13H94V15H93ZM103 13V14H102ZM108 13V14H107ZM128 13V14H127ZM221 13V14H220ZM224 13V14H223ZM256 13V14H255ZM263 13V14H262ZM41 14V15H40ZM86 14V15H85ZM115 14V15H114ZM141 14V15H140ZM258 14V15H257ZM260 14V15H259ZM38 15H40V16H38ZM60 15L61 16H65L66 15V17L68 18V20L67 21H65L66 23L65 24H63V23H61V19H59L60 18ZM91 15H93V16H91ZM101 15V16H100ZM133 15H136V16H133ZM166 15V16H165ZM261 15H262V17H261ZM71 16H73V17H71ZM75 16H77V17H75ZM85 16H87L86 18H85ZM90 17V21H88L89 19V17ZM97 17V19H95V17ZM130 16V18H129V20H127V17H129ZM258 16V17H257ZM73 19L72 21H73V23H71L72 21H71V18ZM92 17L94 18V19H92ZM111 17V18H110ZM221 17V18H220ZM261 17V18H260ZM106 18V19H105ZM74 19H76V21H74ZM80 21H79V20ZM88 19V20H87ZM110 19H111V21H110ZM175 19V18H174ZM258 19V20H257ZM71 22H70V21ZM95 22H93V21ZM254 20V21H253ZM35 21V22H36ZM78 21V22H77ZM84 23H83V22ZM92 21V22H91ZM96 21H97V23H96ZM101 23V25H100V23ZM102 21V22H101ZM105 21V22H104ZM107 21V22H106ZM164 21V22H163ZM69 22V23H68ZM75 22H77L80 26H78L77 24L76 25H73L74 26V29H76V30H79V27H80V29L83 27V26H88V27H91V30H92V32H93V34L94 35H92L93 37H90V36H87V38L86 37H84L83 36V32H82V30H80L79 32L78 31H76V30H74V33L75 34H73L72 36H73V38L71 37V33H69V31H72L73 29V27H72V25H71V27H69L70 26V24H75ZM80 22L81 23H83L82 25L80 24ZM89 22V23H88ZM104 22V23H103ZM1 23H3V22H1L0 21V55H2V53H3V41H2V36H1V31H2V28H1ZM88 23V24H87ZM93 25H92V24ZM106 23H108V24H106ZM259 23V24H258ZM7 24H10V22H8ZM59 24V25H58ZM61 24V25H60ZM62 24L64 25V27L62 26ZM95 24L97 25L96 27H95ZM99 24V25H98ZM225 24V25H224ZM255 24V25H254ZM67 25H69V26H67ZM90 25H92V26H90ZM253 25V26H252ZM98 26H100L99 28H97ZM152 28H151V27ZM157 26V27H156ZM227 26V27H226ZM251 26V27H250ZM62 27V28H61ZM77 27V28H76ZM95 27V28H94ZM103 27V28H102ZM253 27H255V28H253ZM256 27H258V29L259 30H257L256 31ZM134 28V29H133ZM154 28V29H153ZM163 28V29H162ZM252 30H251V29ZM62 29V30H61ZM70 29V30H69ZM102 29V30H101ZM69 30V31H68ZM100 32H99V31ZM155 30V31H154ZM66 31H67V33L68 34H66L67 36H70L71 38H69V37H65L64 35H63V33H66ZM136 31V32H135ZM157 31H162V32H159V34H161L160 36L158 35V32ZM239 31V32H238ZM255 31H256V33H255ZM260 31V32H259ZM155 32V33H154ZM242 32V33H241ZM79 33V35H77ZM83 33V34H82ZM259 33V34H258ZM82 34V35H81ZM102 34H103V32H102ZM155 34L157 35V37L155 36ZM78 36V37H75V36ZM152 35V36H151ZM252 35V36H251ZM259 35V36H258ZM19 36V37H20ZM62 36V37H61ZM80 36H82L81 38H80ZM254 36V37H253ZM18 37V38H19ZM90 37V38H89ZM64 38V39H63ZM66 38V39H65ZM78 38V39H77ZM84 38H85V40H84ZM142 38V39H141ZM156 39V40H154L153 41V39ZM163 40H162V39ZM26 39V40H25ZM68 39H69V41H68ZM71 39H74V41L73 40H71ZM76 39V40H75ZM79 39H81V40H83L82 41V43H83V45L84 44H86V45H88L89 44V46H80V45H82V44H80L81 43V40H79ZM87 39V40H86ZM90 41H89V40ZM138 39V40H137ZM145 39V40H144ZM160 39V40H159ZM63 40L65 41L64 43H63ZM67 40V41H66ZM77 40H79V41H77ZM137 40V41H136ZM60 42V44H61V42H62V47H61V45L59 44V42ZM80 42V43H77V42ZM88 41V42H87ZM153 41V42H152ZM159 41V42H158ZM166 41H168V42H166ZM27 42V43H28ZM68 42V43H67ZM71 42V43H70ZM74 42H76V43H74ZM85 42V43H84ZM91 42V43H90ZM152 42V43H151ZM230 42H231V44H230ZM263 42V44H261ZM57 43H58V45H57ZM66 43H67V45H66ZM75 45H74V44ZM92 43H93V46H92V48L94 47V49L92 50L91 49V46L90 45H92ZM146 43V44H145ZM170 43H171V46H170ZM63 44H64V46H63ZM76 44H77V46H76ZM94 44L96 45V46H99V47H96V46H94ZM148 44V45H147ZM153 44V45H152ZM233 44V46H231ZM57 45V46H56ZM150 45H151V47H150ZM222 45V46H221ZM220 46L221 47H223V44H221ZM258 45H260V46H258ZM56 46V47H55ZM146 46V47H145ZM234 46H236V47H234ZM66 48L67 50H65V49H63V48ZM69 47V48H68ZM80 47V48H79ZM81 47H84V48H81ZM86 47H90V49H88V48H86ZM95 47H96V49L98 50H95ZM156 47V48H155ZM233 47V48H232ZM262 47V48H261ZM57 48V49H56ZM59 48H60V50H59ZM73 48V49H72ZM76 50H75V49ZM86 48V49H85ZM168 48V49H167ZM235 48V49H234ZM240 50H239V49ZM69 49H70V51H69ZM88 50L89 51V53L92 55V57H91V55L87 52V51H84L85 52V55H84V52H83V50ZM152 49V50H151ZM154 49H157V50H154ZM160 49V50H159ZM230 49V50H229ZM238 50V52H237V50ZM248 49V50H247ZM59 50V51H58ZM65 50V51H64ZM74 50V51H73ZM92 50V51H91ZM100 50V51H99ZM103 52H102V51ZM237 52V53H235V55L233 54L234 52ZM242 50V51H241ZM253 50V51H252ZM57 51H58V53H57ZM63 51V52H62ZM72 51L74 52V54L72 53ZM91 51V52H90ZM166 51V52H165ZM171 51H172V53H171ZM227 51V52H226ZM231 51V52H230ZM241 51V52H240ZM65 52H67V53H65ZM78 52V53H77ZM93 52H95L94 54H93ZM101 52V53H100ZM161 52V53H160ZM226 52V53H225ZM233 52V53H232ZM254 52V53H253ZM62 53V54H61ZM72 54V56L73 55H75L73 58H74V60L73 61H70V63L69 62H67L66 63V65H65V63H64V61H65V58H67V54ZM99 53H100V55H99ZM144 53H145V55H144ZM153 53H155L154 55H153ZM173 53H174V55H173ZM228 53V54H227ZM230 53V54H229ZM232 53V54H231ZM240 53V54H239ZM249 53V54H248ZM252 53V54H251ZM260 53V54H259ZM58 54H60L59 56H58ZM70 54V55H71ZM86 54H87V56H86ZM98 54V55H97ZM150 54V55H149ZM163 54H164V56H163ZM165 54H167V55H165ZM220 54V55H219ZM260 56H259V55ZM59 57H57V56ZM79 55V56H78ZM143 55V56H142ZM152 55V56H151ZM156 55H159L158 57L156 56ZM162 55V57H160ZM170 55H172L171 57H169ZM227 57H229L230 56V59H232V60H228L229 58H227ZM247 55V56H246ZM37 56V57H36ZM66 56V57H65ZM89 56H90V59H89ZM95 56V57H94ZM146 56V57H145ZM232 56V57H231ZM242 56H244L243 58H242ZM144 57V58H143ZM152 57H154V58H152ZM165 57H167V58H165ZM168 57H169V59H168ZM235 57H236V59H235ZM239 57H241V58H239ZM258 57V58H260V59H256V58ZM32 58V59H31ZM62 58V59H61ZM147 58V59H146ZM186 59V57H183L182 56V59ZM254 58V59H253ZM94 59V60H93ZM154 59V60H153ZM168 59V60H167ZM172 59H174L175 61H176V63H174L173 61H172ZM238 59V60H237ZM248 59H250V61L248 60ZM261 59H263L262 61H261ZM7 60H8V62H7ZM28 60V61H27ZM62 60H64L63 62H62ZM86 60V61H87ZM93 60V61H92ZM111 60V58L109 59V61ZM145 60V61H144ZM161 61V63H159V62H157V61ZM166 60H167V62H166ZM221 60H225V62L224 61H221ZM249 61V63H248V61ZM10 61V62H9ZM54 61V62H53ZM97 61V60H96ZM147 61H148V63H147ZM150 61H152V62H150ZM154 61V62H153ZM171 62L170 64H169V62ZM229 61V62H228ZM238 61V62H237ZM245 61V62H244ZM256 61V62H257ZM34 62V63H33ZM40 62V63H39ZM46 62V63H45ZM48 62V63H47ZM56 62V63H55ZM75 63V64H73V63ZM163 62H164V64H163ZM223 62V63H222ZM228 62V63H227ZM233 62V63H232ZM240 62V63H239ZM247 62V63H246ZM7 63V64H6ZM29 63V64H30ZM45 63V64H44ZM54 63V64H53ZM153 63H159L158 65H156V64H153ZM167 65H169V66H167ZM173 63V64H172ZM224 63H227V64H224ZM236 63V64H235ZM32 64L34 65V67L32 66ZM39 64H40V66H39ZM43 64V65H42ZM49 64L51 65L50 67L51 68H48L49 67ZM53 64V65H52ZM69 64V65H68ZM71 64V65H70ZM74 66H73V65ZM160 64H161V66H160ZM176 64V65H175ZM224 64V65H223ZM233 64V65H232ZM251 64V65H252ZM11 65V66H10ZM36 65L39 67H37V68H35L36 67ZM48 65V66H47ZM63 65V66H62ZM70 67V69H67L66 67H68V66ZM151 65H153V66H151ZM165 65V66H164ZM227 65V66H226ZM232 65V66H231ZM237 65H238V67H237ZM241 65V66H240ZM246 65V66H245ZM3 66V67H2ZM26 66V67H25ZM32 66V67H31ZM55 66V67H54ZM147 66V67H146ZM173 68H172V67ZM177 68H176V67ZM222 66H223V68H222ZM230 66H231V68L233 69H231L230 68ZM246 67V69H245V67ZM5 67V68H4ZM9 68V69H7V68ZM31 67V68H30ZM58 67H59V69H58ZM68 67V68H69ZM72 67H73V69H72ZM158 69H157V68ZM165 67H167L168 69H166ZM242 67H244V68H242ZM13 70H12V69ZM22 68V69H21ZM25 68H28V69H26V71L25 72H22V71H24L25 70ZM46 68V69H45ZM66 69V71L67 70H69V71H67V73H65L66 71H65V69ZM147 68V69H146ZM175 68V70H174V72H172V71H170L171 69L173 70ZM222 68V69H221ZM240 68V69H239ZM248 68V69H247ZM18 69H19V71H21V72H19L18 71ZM31 69V70H30ZM39 69V70H38ZM41 69H43V70H41ZM49 69V74L47 73V79H49V81L48 80H46V75L45 76H43V75H41V74H43V71L44 70H48ZM51 69V70H50ZM58 69V70H57ZM74 69H76V70H79V71H76V70H74ZM92 69H93V67H92ZM177 69V70H176ZM180 69V70H179ZM220 69V70H219ZM244 69H245V73H244ZM32 70H36L35 72H33L32 73ZM56 70H57V72L58 73H60V74H58L57 76H55L56 74H57V72H56ZM61 70H63L62 72H59V71H61ZM103 70V69H102ZM11 71H13V72H11ZM31 71V72H30ZM39 71H41L40 73L41 74H39ZM53 71V74L51 73L50 74V72H52ZM73 71H75L74 73H73ZM149 71V72H148ZM155 71V72H154ZM164 71V72H163ZM165 71H168V72H166V74H165ZM180 71V73H178V72ZM221 71V73H219ZM6 74H8L9 75V77H10V79L9 78H7L8 77V75H6ZM11 72V73H10ZM15 72V73H14ZM37 72H38V75H40L39 77H38V75H37ZM79 73V74H77V73ZM81 72V73H80ZM86 72V73H85ZM148 72V73H147ZM159 72V73H158ZM234 72V73H233ZM249 72V73H248ZM20 73H21V75H20ZM26 73V74H25ZM28 73V74H27ZM69 73V74H68ZM72 73H73V75L74 76H72ZM86 74L85 76L83 75V74ZM152 73V74H151ZM169 73V74H168ZM177 73V74H176ZM219 75H223V76H219ZM244 73V74H243ZM22 74H24V78L22 77ZM33 75V77H34V79L35 80H33L31 83H29L31 80H30V78L32 77L31 75ZM67 74V75H66ZM150 74V75H149ZM154 74H155V76H154ZM163 74H165V75H163ZM168 74V75H167ZM171 74V75H170ZM11 75V76H10ZM18 75H20L21 76V79H22V81L21 82H18V81H20L21 79L20 78H18ZM26 75V76H25ZM37 75V76H36ZM61 75V76H60ZM79 77H78V76ZM82 75V76H81ZM148 75V76H147ZM235 75H236V78H235ZM248 77H247V76ZM2 76L5 78H2ZM15 76H16V78H15ZM44 77L43 79H42V77ZM49 76H53V77H49ZM90 76V77H89ZM165 76V77H164ZM234 76V77H233ZM237 76H239V78L237 77ZM57 77V78H56ZM68 77V78H67ZM73 77V78H72ZM76 78V80H75V78ZM81 77V78H80ZM154 77V78H153ZM245 77H247V79H248V82H246V78ZM14 80H12V79ZM25 78L27 79V80H25ZM59 78V80H57ZM79 78V79H78ZM84 78H85V80H84ZM167 78V79H166ZM9 80V81H7V80ZM19 79V80H18ZM55 79H56V81H55ZM70 79H72V81L70 80ZM179 79H181V77L179 78ZM218 79H219V81H218ZM238 79V80H237ZM11 80V81H10ZM39 80V81H38ZM51 80V81H50ZM73 80L75 81V82H73ZM84 80V81H83ZM149 80V81H148ZM221 80V81H220ZM226 80V81H225ZM244 80H245V82H244ZM38 81V82H37ZM44 81L46 82V83H44ZM53 81V82H52ZM58 81V82H57ZM152 81V82H151ZM9 82V83H8ZM10 82H11V84H10ZM28 82V83H27ZM34 82V83H33ZM36 82H37V84H36ZM42 82V83H41ZM54 82H56L55 84H54ZM73 82V83H72ZM86 82V83H85ZM147 82V83H146ZM155 82V83H154ZM159 82V83H158ZM218 82V83H217ZM223 82V83H222ZM7 83V84H6ZM25 83H27L26 85H25ZM39 83H41V84H39ZM163 83V84H162ZM166 85H165V84ZM247 83H248V85H247ZM262 83V84H261ZM24 84V85H23ZM30 84H32V85H30ZM42 84H44L45 86H43ZM53 84V85H52ZM222 84V85H221ZM235 86H234V85ZM237 84V85H236ZM239 84V85H238ZM250 84V85H249ZM12 85V86H11ZM31 86L30 88H28V86ZM35 87H34V86ZM41 85H42V88H41ZM85 85V86H86ZM145 85V86H144ZM149 85V86H148ZM219 85V86H218ZM220 85H221V87H220ZM247 86V87H244V86ZM252 85V86H251ZM262 85V86H261ZM4 86V87H3ZM17 86H18V88H20V89H18L17 88ZM25 86V87H24ZM27 86V87H26ZM34 87V89H33V87ZM39 86V87H38ZM55 86V87H56ZM156 86V87H155ZM232 86V87H231ZM258 86V87H257ZM260 86V87H259ZM21 87L23 88V89H21ZM37 87V88H36ZM59 87H60V85L57 87V89H59ZM89 87H92V85H90ZM225 87H227V88H225ZM230 87V88H229ZM263 87V88H262ZM5 88V89H4ZM8 88V89H7ZM11 88H14V90L12 89L11 90ZM140 88V89H139ZM155 88V89H154ZM160 90H159V89ZM225 88V89H224ZM239 88V89H240ZM246 88V89H245ZM256 88H257V90H256ZM4 89V90H3ZM16 89H17V91H16ZM29 89V90H28ZM43 89V90H42ZM156 89H158V90H156ZM166 89V88H165ZM253 89V90H252ZM255 89V90H254ZM3 92H2V91ZM9 91V92H7V91ZM21 90V91H20ZM41 91V95H40V92L39 91ZM156 90V91H155ZM163 90V91H162ZM248 90V91H247ZM5 91V92H4ZM11 91H15V92H13V94H11L12 92ZM27 91H28V93H27ZM30 91V92H29ZM33 91H35L34 93H33ZM144 91V92H143ZM160 91V92H159ZM6 92H7V94L8 95H6ZM20 92V93H19ZM21 92H23V93H21ZM27 94V96H26V94ZM39 93V95L37 94V93ZM141 92V93H140ZM195 92H196V94H195ZM30 93V94H29ZM5 96H4V95ZM11 94V95H10ZM29 94V95H28ZM142 94H144V95H142ZM9 95H10V97H9ZM19 95V96H18ZM22 95H23V97H22ZM147 95V96H146ZM168 95V96H167ZM4 96V98H2ZM26 98H25V97ZM28 96H30V97H32V96H34V97H32V98H29ZM36 96V97H35ZM44 96V98L42 99V97ZM146 96V97H145ZM163 96V97H162ZM172 96V97H171ZM189 96V97H188ZM194 96V97H193ZM196 96V97H195ZM197 96L198 97H200V98H197ZM14 97V98H13ZM17 97V98H16ZM21 99H20V98ZM28 97V98H27ZM149 97V98H148ZM159 97V98H158ZM167 97H169V99L167 98ZM254 97V98H253ZM6 98V99H5ZM18 100V98H19V100L21 101L20 103H19V100H18V102H17V100ZM41 98V99H40ZM186 98H188V99H186ZM191 98H192V100H191ZM206 98V97H205ZM221 98V100L220 101H218L219 99ZM4 99V100H3ZM8 99V100H7ZM11 99V100H10ZM23 99H25V100H23ZM28 99H30V100H28ZM159 99H161L160 101H159ZM170 99L172 100V102H170ZM174 99V100H173ZM196 99H198V100H196ZM42 100V101H41ZM165 100V101H164ZM189 100V101H188ZM11 101V102H10ZM145 101V102H144ZM181 101H182V103H181ZM14 102L16 103V105L14 104ZM24 102V103H23ZM164 102V103H163ZM170 102V103H169ZM190 102V103H189ZM197 102V103H196ZM217 102V103H216ZM9 103H10V105L11 106H13V107H8V106H10L9 105ZM11 103H13V104H11ZM23 103V104H22ZM190 105H189V104ZM220 103V104H219ZM228 103V104H227ZM18 104H20V106H18ZM38 104V105H37ZM143 104V105H142ZM145 104V105H144ZM184 104H185V107H184ZM187 104H188V106H187ZM8 105V106H7ZM36 105V106H35ZM40 105V107H38ZM160 105V106H159ZM191 105L194 107H191ZM197 105V108H200V113L199 114H197L196 115V113H194L195 112V106ZM202 105V106H201ZM23 106V107H22ZM25 106V107H24ZM32 108H31V107ZM36 108V107H38V108H34V107ZM147 106V107H146ZM187 106V107H186ZM214 108H213V107ZM218 106H219V108H218ZM7 107V108H6ZM16 107V108H15ZM20 107V108H19ZM140 107V108H139ZM143 107V108H142ZM160 107V108H159ZM210 107V108H209ZM228 107V108H227ZM254 107H256V108H254ZM30 108V109H29ZM159 108V109H158ZM203 108V109H202ZM227 108V109H226ZM8 111H7V110ZM12 109H14V110H12ZM16 109H18V111L16 110ZM19 109L21 110V109H24V110H21V112L19 111ZM34 109H35V111H34ZM38 109H40V111L38 110ZM203 110V113H202V110ZM209 109V110H208ZM230 109H232V110H230ZM253 109V110H252ZM6 110V111H5ZM12 110V111H11ZM25 110H27V111H25ZM142 110V111H141ZM194 110V111H193ZM221 110H222V112H221ZM227 110V111H226ZM229 110V111H228ZM263 110V111H262ZM17 111V112H16ZM38 111L41 113L42 111H43V113H41V114H43V115H41V114H38ZM160 111V112H159ZM189 111H190V113H189ZM211 111V112H210ZM218 111V112H217ZM224 111V112H223ZM231 111V112H230ZM9 112L10 113H12L11 115L9 114ZM16 114H18V115H16ZM19 112V113H18ZM35 112V113H34ZM182 112V113H181ZM207 112V113H206ZM210 112V113H209ZM220 112V113H219ZM238 112V113H237ZM242 112V113H241ZM260 112V113H259ZM23 113H25L26 115H24ZM176 113V114H175ZM185 113V114H184ZM216 113V114H215ZM225 113V114H224ZM250 113V114H249ZM253 113V114H252ZM254 113H256L255 115H254ZM260 115H259V114ZM13 114L15 115L14 117H17V118H14L13 117ZM22 114V115H21ZM106 114H107V112H106ZM105 114V115H106ZM164 114H165V116H164ZM167 114V115H166ZM209 114V115H208ZM221 114H224V115H221ZM236 114V115H235ZM6 115L8 116L9 115V117L10 118H8V117H6ZM175 115V116H174ZM177 115V116H176ZM181 115H182V117H181ZM192 115V116H191ZM217 115V116H216ZM220 115V116H219ZM241 115V116H240ZM252 115V116H251ZM21 116V117H20ZM108 117L106 118L105 116H104V119H102V120H100V122H99V125H101V127H102V133H100V137H101V139H103L102 141H104V139H106V141H108V140H110L109 141V143H110V145H112V146H110V148H109V150L110 149H112L111 151H112V154H109V155H111V157H113L112 159H114V160H118L119 161V159L120 160H123V159H126V158H128L129 156H128V147H127V143H126V145H125V143L123 142V143H121L120 142V135H119V133H121V129H122V123H123V119L122 118H120L119 116H111V118H110V116L109 115H107ZM161 116H162V119H161ZM170 116V120L169 119H167V117H169ZM189 116H190V118H189ZM193 116H195V117H193ZM203 116V117H202ZM206 116V117H205ZM219 116V117H218ZM222 116V117H221ZM224 116V117H223ZM36 117V118H35ZM181 117V118H180ZM202 119H201V118ZM205 117V118H204ZM219 118L218 120H217V118ZM229 119H228V118ZM235 117H237L236 119H235ZM242 117V118H241ZM263 117V118H262ZM6 118V119H5ZM12 118V119H11ZM39 118V119H38ZM47 119V120H45L44 121V119ZM113 118V119H112ZM171 118L173 119V120H171ZM200 121H198L197 119ZM215 118V119H214ZM222 118V119H221ZM224 118V119H223ZM234 118V119H233ZM239 118H241V119H239ZM249 118V119H248ZM255 118V119H254ZM262 118V119H261ZM9 119V120H8ZM18 119V120H17ZM37 120V123H36V121L34 122V120ZM43 119V120H42ZM107 119H109V120H107ZM160 119V120H159ZM181 119V120H180ZM188 119V120H187ZM195 119V120H194ZM231 119V120H230ZM232 119L233 120H238L237 122L236 121H232ZM5 122H4V121ZM11 120V121H10ZM38 120H40V122L38 121ZM43 121V123H42V121ZM107 120V121H106ZM113 122H112V121ZM118 120V121H117ZM155 120H156V122H155ZM167 120H169L168 122H166V123H164V121H167ZM191 120V121H190ZM208 120V121H207ZM223 120H225V121H223ZM239 120H240V122H239ZM245 120H247V123L245 122ZM256 120H258V121H256ZM10 121V122H9ZM48 121V122H47ZM109 121V122H108ZM116 121V122H115ZM139 121V122H138ZM144 121H146L145 123H144ZM172 121V122H171ZM183 121V122H182ZM195 121V122H194ZM222 121V122H221ZM241 121H242V123H243V125H242V123H241ZM12 122V124H11V128L9 129L8 128V125L10 124ZM104 122H105V124H104ZM121 124H120V123ZM135 122V121H134ZM141 122V123H140ZM159 122H161V123H159ZM174 122V123H173ZM196 122L198 123V124H196ZM204 122V123H203ZM208 122V123H207ZM227 122V123H226ZM232 122V123H231ZM256 122V123H255ZM30 123V124H29ZM33 125H32V124ZM36 123V124H35ZM114 123V124H113ZM119 123V124H118ZM170 123H173V124H170ZM196 125H195V124ZM207 123V124H206ZM225 123V124H224ZM230 123H231V126H230ZM237 123V124H236ZM4 124V125H3ZM5 124H6V126H7V128H6V126H5ZM8 124V125H7ZM113 124V125H112ZM150 124V125H149ZM167 124H169V126L167 125ZM194 124V125H193ZM201 124H202V126H201ZM241 124V125H240ZM247 124V125H246ZM29 125V127H27V126ZM31 125V126H30ZM37 125V126H36ZM39 125V126H38ZM109 125V126H108ZM121 125V126H120ZM148 125V126H147ZM170 125H172L171 127H173V126H176L177 127V133L174 135V137L172 138V139H174L173 141H172V139L169 141V139H168V130H166V129H169V127H170ZM181 125V126H180ZM198 125H200V126H198ZM207 125H208V127L209 128H207ZM240 125V126H239ZM26 126V129L25 128H22V127H25ZM146 126V127H145ZM150 126V127H149ZM168 126V127H167ZM236 128H235V127ZM259 128H258V127ZM33 127V128H32ZM39 127V128H38ZM108 127V128H107ZM110 127H112L111 129H110ZM198 127V128H197ZM230 127H232V128H230ZM238 127H241V128H238ZM20 128H22V130L20 129ZM29 128V129H28ZM105 128V129H104ZM114 128V129H113ZM116 128V129H115ZM121 128V129H120ZM160 128V129H159ZM165 129V131H164V129ZM201 128V129H200ZM245 128V129H244ZM4 130V132H3V130ZM9 129V130H8ZM19 129V130H18ZM24 129H25V131H24ZM32 129V130H31ZM141 129V130H140ZM183 129V130H182ZM209 129V130H208ZM238 131H237V130ZM250 129V130H249ZM2 130V131H1ZM109 130V131H108ZM207 130V131H206ZM211 130V131H210ZM216 130V131H215ZM219 130V131H218ZM235 130V131H234ZM261 130V131H260ZM17 131H18V133H17ZM19 131H21L22 133H23V137L21 136L22 135V133L21 132H19ZM28 133H27V132ZM208 131H210V132H208ZM14 132V133H13ZM31 132V133H30ZM134 132V131H133ZM137 132V133H138ZM204 132H206V133H204ZM215 132V133H214ZM217 132V133H216ZM244 132V133H243ZM21 133V134H20ZM27 135H26V134ZM30 133V134H29ZM36 133V132H35ZM115 133V134H114ZM165 133V134H164ZM200 133H201V135H200ZM203 133L205 134V135H209V133H210V135L209 136H211V138L209 139L210 140V143H209V147H202V139H200V138H202L204 135H203ZM212 133V134H211ZM3 134V135H2ZM14 134V135H13ZM18 134H20V136H18ZM107 134V135H106ZM163 134V135H162ZM196 134V135H195ZM197 134H199L198 136H197ZM247 134V135H246ZM13 135V136H12ZM17 135V136H16ZM111 135V136H110ZM118 137H117V136ZM245 137H244V136ZM27 136V137H26ZM164 136H165V138H164ZM178 136V137H177ZM201 136V137H200ZM217 136V137H216ZM222 136V137H221ZM109 137V138H108ZM117 137V138H116ZM195 137V138H194ZM223 138L224 137V139H222V141H223V143L225 144L226 143V141H231V139L233 140L232 142H234V147H233V151H232V155H234V156H230V158H229V160L227 159V161L225 162V164H213V162H215V160L212 162V160H211V162L210 163H212L213 165L212 166H210L211 164H209V160L207 161L208 162V165H209V167H207V162H206V160H204V159H206V156L205 155H207V152H208V150H209V148H211L212 147V145H213V143L215 144V142H219L218 143V145L216 146V148H215V151L216 152H219V151H223L224 150V147L222 146V145H224V144H222V141H221V138ZM230 137V138H229ZM235 137L237 138L238 137V139H235ZM248 137H249V143H245V141L248 139ZM263 137V138H262ZM15 138V139H14ZM17 138H19L18 140H17ZM116 138V139H115ZM225 138H228L229 140H226ZM243 139L242 141H241V139ZM244 138L246 139V140H244ZM13 139V140H12ZM22 139V140H21ZM119 141H118V140ZM240 139V140H239ZM17 140V141H16ZM30 140V139H29ZM144 140V141H143ZM239 140V141H238ZM12 141H14V142H16V144H17V146H16V144L14 143V142H12ZM20 141V142H19ZM21 141H22V143H21ZM168 141H169V143H168ZM171 141L173 142V143H175V144H173V143H171ZM213 141V143H211ZM243 143V145H242V143ZM244 141V142H243ZM248 141V140H247ZM246 141V142H247ZM252 141H251V143H252ZM13 144H12V143ZM18 142V143H17ZM146 143V144H143V143ZM161 142V143H160ZM258 142V143H257ZM260 142H261V144H260ZM20 143V144H19ZM121 143V144H120ZM12 144V145H11ZM14 144H15V146L17 147H15L14 146ZM121 145V147H120V145ZM212 144V145H211ZM238 144V145H237ZM19 145V146H18ZM242 145V146H241ZM126 146V147H125ZM145 146H146V148L147 149H145ZM198 146V147H197ZM211 146V147H210ZM238 146H240V147H238ZM123 147V148H122ZM150 147V148H149ZM173 147V148H172ZM201 147V148H200ZM219 147V148H218ZM13 148H15V149H13ZM128 148V149H127ZM238 148V149H237ZM242 148V149H241ZM246 148V149H245ZM116 149V150H115ZM119 149V150H118ZM126 149V150H125ZM218 149V150H217ZM237 149V150H236ZM244 149V150H243ZM14 150V151H13ZM106 150V149H105ZM109 150H107V152H109ZM115 150V151H114ZM156 150V151H155ZM237 151L238 152V150H239V155L240 156H238L237 154V152H234V151ZM242 150V151H241ZM246 150V151H245ZM10 151V152H9ZM111 151H110V153H111ZM121 151V152H120ZM12 153L11 155H13V157L10 155V154H8V156H7V153ZM14 152V153H13ZM153 152V153H152ZM195 152V153H194ZM114 153V154H113ZM121 153H123V154H121ZM125 153V154H124ZM194 153V154H193ZM204 153V154H203ZM236 153V154H235ZM244 155H243V154ZM3 154H4V156H3ZM115 154H116V156H117V158H115L116 156H115ZM196 154V155H195ZM200 154H202V155H200ZM246 154V155H245ZM10 155V156H9ZM121 155H122V157H121ZM125 155H126V157H125ZM242 155V156H241ZM7 156V157H6ZM15 156V157H14ZM148 156V157H147ZM200 156V157H199ZM240 158L239 159V161H237V159H238V157ZM8 157H10V159H11V157L13 158L12 160H11V162L9 161L10 159H8ZM204 157V158H203ZM3 158V159H2ZM198 158V159H197ZM235 158V160H233ZM237 158V159H236ZM244 158H245V160H244ZM8 159V161H9V163H8V161H6V160ZM197 159V160H196ZM242 159V160H241ZM139 160V161H138ZM3 161V162H2ZM138 161V162H137ZM204 161V162H203ZM243 163H242V162ZM72 160H71V163H70V166L72 165H75V164H72ZM205 162H206V167H204L205 165ZM240 162V163H239ZM250 162V163H249ZM74 163V162H73ZM136 163H138V165L139 166H137V164ZM227 163V164H226ZM247 163V164H246ZM256 165H254V164ZM7 164H8V166H7ZM105 164H106V166H105ZM193 164V165H192ZM134 165V166H133ZM136 165V166H135ZM189 165H191V166H189ZM204 165V166H203ZM215 165V166H214ZM223 165V166H222ZM225 165H227L226 167H224ZM236 165H238V166H236ZM249 165V166H248ZM133 166V167H132ZM194 166V167H193ZM198 166V172H196V171H194L195 169H196V167ZM201 166V167H200ZM204 168H203V167ZM217 166V167H216ZM220 166V167H219ZM247 166V167H246ZM253 166L255 167L254 169H253ZM140 167V168H139ZM192 167V168H191ZM224 167V168H223ZM228 167V168H227ZM256 167H257V169H256ZM130 168V169H129ZM190 168V169H189ZM194 168V169H193ZM209 168V169H208ZM211 168H212V170H211ZM218 168V169H217ZM140 169V170H139ZM196 169V170H197ZM206 169V170H205ZM220 169V170H219ZM242 171H241V170ZM32 170V169H31ZM30 169H28V173H29V171H31ZM101 170V171H100ZM191 170V171H190ZM209 170V171H208ZM213 170L216 172H213ZM230 170V171H229ZM92 171V172H91ZM95 171H96V173H98V174H96L95 173ZM131 171H132V173H131ZM186 171V172H185ZM203 172V173H201V172ZM213 173H212V172ZM26 172V173H27ZM34 172H36V171H34ZM34 172H32V173H34ZM55 172V171H54ZM88 172H91L90 174L88 173ZM102 172H103V174L104 173H106L107 175H109L108 176V178H106L107 177V175L106 174H102ZM189 173V174H187L186 175V173ZM191 172H194V173H192L193 175H191ZM207 172V173H206ZM211 172V173H210ZM254 172L255 173V175H253L252 173ZM55 173H59V172H55ZM88 173V174H87ZM129 173V174H128ZM195 173L197 174H199V175H195ZM202 175H201V174ZM209 173H210V175H209ZM222 173V174H221ZM228 173H230V174H228ZM252 175H251V174ZM0 182L2 183L3 182V184L2 185H6L9 181H10V179H9V175L7 174V173H5L6 175H8V176H6L2 171H0ZM100 174H102V175H100ZM134 174V175H133ZM211 174H213V175H211ZM218 174H219V176H218ZM204 175H205V178H204ZM1 176H2V178H3V180H2V178H1ZM56 176V175H55ZM98 176V177H97ZM137 176V177H136ZM187 176V177H186ZM191 176H193V177H195V178H190ZM199 176H202V177H200V179L198 178ZM214 176V177H213ZM218 176V177H217ZM220 176L222 177L221 179H220ZM230 176V177H229ZM260 176V175H259ZM105 177V178H104ZM109 177H110V179H109ZM115 178V180H114V178ZM209 177V178H208ZM213 177V178H212ZM224 177V178H223ZM6 178V179H5ZM53 178V177H52ZM51 178V180L50 181H48V184L46 185V187H45V189L46 190H48L49 188H51L52 189V185L55 183L54 181H53V179ZM100 178H104L103 180H101ZM113 178V179H112ZM137 178V179H136ZM185 178H187V179H185ZM204 178V179H203ZM230 178V179H229ZM93 179V180H92ZM105 179H106V181H105ZM108 179V180H107ZM112 179V180H111ZM141 179V180H140ZM185 179V180H184ZM206 179V180H205ZM212 179H213V182H212ZM218 179V180H217ZM223 179V180H222ZM5 180H7V181H5ZM9 180V181H8ZM114 180V182H112ZM188 180V181H187ZM205 180V181H204ZM209 180V181H208ZM215 180V181H214ZM104 183H103V182ZM108 181V182H107ZM109 181L111 182V183H109ZM7 182V183H6ZM52 182V183H51ZM54 182V183H53ZM91 182V183H90ZM208 182V183H207ZM210 182H212L211 183V185H210ZM220 182V183H219ZM232 182V183H233ZM0 183V184H1ZM25 184H26V182H24ZM95 183V184H94ZM218 185H217V184ZM90 184H92V185H90ZM113 184V185H112ZM115 184V185H114ZM27 185V184H26ZM112 185V186H111ZM212 185H214L213 186V188H215L214 190H213V188H212ZM94 186V187H93ZM116 186V187H115ZM208 186V187H207ZM211 187V188H210ZM61 188H63V189H61ZM82 188V189H81ZM89 188H90V190H89ZM209 188V189H208ZM65 189V190H64ZM119 191V193L117 192V190ZM81 190H82V192H81ZM98 190V191H97ZM65 191H66V194H65ZM81 192V193H79L80 195V197L78 196V192ZM83 191H85V192H83ZM100 191V192H99ZM114 191V192H113ZM191 191V192H190ZM73 192V193H72ZM77 192V193H76ZM99 192V193H98ZM138 192L140 193L139 195H138ZM83 193V194H82ZM107 195H106V194ZM116 193H118V194H116ZM75 194V195H74ZM76 194H77V196H76ZM90 194H92V196L90 195ZM94 194V195H93ZM105 194V196H103ZM110 194V195H109ZM114 194V195H113ZM135 194L138 196H135ZM35 195V194H34ZM37 195V194H36ZM36 195L34 196V197H36ZM68 195V196H67ZM72 195V196H71ZM97 195V196H96ZM143 196L142 198H141V196ZM170 195H171V197H170ZM176 195V196H175ZM198 195V196H197ZM76 196V197H75ZM91 196V197H90ZM100 196V197H99ZM103 196V197H102ZM109 196V197H108ZM117 196V197H116ZM74 197V198H73ZM78 197V198H77ZM98 197V198H97ZM111 197V198H110ZM120 197V198H119ZM177 197V198H176ZM70 200H69V199ZM72 198V199H71ZM75 198H77V199H75ZM101 198V199H100ZM104 198V199H103ZM108 198V199H107ZM132 198V199H131ZM137 198V199H136ZM140 198V199H139ZM144 198V199H143ZM168 198V199H167ZM176 198V200L177 201H179L178 202V207L176 208V209H173V210H171V208H170V206L167 204L168 203V201H169V199H175ZM55 199V200H54ZM53 200H52V202H56V197L54 198ZM94 199H96V200H94ZM98 199V200H97ZM106 199V200H105ZM120 199H123V200H120ZM134 199V200H133ZM142 199V200H141ZM162 199V200H161ZM164 199V200H163ZM95 201V205L93 204V202ZM101 200V201H100ZM133 200V201H132ZM136 200H138V201H140V203L139 202H136ZM104 201H105V204H103V205H105L104 206V208H103V205H102V203H104ZM109 201V202H108ZM120 201H123L122 203H119ZM126 201V202H125ZM91 202V203H90ZM98 202H100V203H98ZM119 203V204H117V203ZM129 204H128V203ZM131 202H132V204H131ZM34 203V204H33ZM107 203V204H106ZM110 203V204H109ZM126 203V204H125ZM137 203V204H136ZM98 204V205H97ZM116 204V205H115ZM140 204V205H139ZM20 205H22V207L20 206ZM40 205V206H39ZM101 205V206H100ZM107 205V206H106ZM122 206V208H123V206H124V208H125V206H126V208L124 209V212H123V209L120 207V208H118L119 206ZM128 205V206H127ZM19 206L22 208V210H23V213H25V214H32L33 216H35V214H36V217H39L40 215H42L43 213H44V211L42 210V208L44 207H41V204L39 203V200H36V198H35V201H34V198H32L31 199V202H30V200H29V204H27L26 203V200H24V202L23 203H21V204H19ZM28 208H27V207ZM32 206H34L35 208H36V210H35V208L34 209H32L33 207ZM80 206H82L81 208H80ZM116 206H118V207H116ZM141 206V207H140ZM181 206V207H180ZM20 207H18L17 206V208H20ZM30 207H32V208H30ZM127 207H128V210H126L127 209ZM197 207V208H196ZM96 208V209H95ZM99 208V209H98ZM117 208V209H116ZM135 208H137V210L135 209ZM154 208V209H153ZM30 209H32V210H30ZM106 211H105V210ZM132 209V210H131ZM196 209V210H195ZM26 210V211H25ZM34 210V211H33ZM41 210V211H40ZM101 210V211H102ZM115 210H118V211H115ZM120 210V211H119ZM122 210V211H121ZM126 210V211H125ZM154 210V211H153ZM156 210H157V212H156ZM179 212H178V211ZM30 211V212H29ZM38 211V212H37ZM105 211V212H104ZM127 211L129 212V213H127ZM131 211V212H130ZM135 211V215L136 214H138V218H136L137 217V215L135 216L134 214H133V212ZM140 212V214H139V212ZM41 212H43L42 214H38V213H41ZM116 212V213H115ZM122 212V213H121ZM141 212H142V214H141ZM171 212V213H170ZM34 213V214H33ZM102 213V212H101ZM115 213V214H114ZM124 213H126V214H124ZM145 213V214H144ZM162 213V214H161ZM128 214V215H127ZM132 214V215H131ZM39 215V216H38ZM113 215V216H112ZM130 215V216H129ZM139 215H141L142 216V218H143V215H144V218L143 219H145V220H142V218H141V216H139ZM145 215H146V217H145ZM162 215V216H161ZM118 216H120V218H118ZM133 216H135V217H133ZM114 217H116V218H114ZM129 217V218H128ZM131 217V218H130ZM140 217V218H139ZM149 217V218H148ZM136 218V220H134V219ZM118 220L117 222L118 223H116L115 224V222H116V220ZM131 219V220H130ZM134 220V222H135V224L133 225V220ZM140 219V220H139ZM147 219V220H146ZM110 220H112V221H110ZM115 220V222H113ZM120 220V221H119ZM129 220V221H128ZM107 221V222H106ZM110 221V222H109ZM126 221H127V223H126ZM137 221H139V225L137 226ZM130 222V223H129ZM132 222V223H131ZM143 222V223H142ZM145 222V223H144ZM110 223L113 225H111L110 226ZM141 223V224H140ZM144 224V225H143ZM106 225H108V226H106ZM100 226H101V229H100ZM115 226V227H114ZM128 226V227H127ZM130 226V227H129ZM137 226V227H136ZM102 227L104 228V229H102ZM114 227V228H113ZM136 227V228H135ZM107 228V229H106ZM116 228V229H115ZM113 229H114V231H113ZM138 229V230H139ZM106 230V231H105ZM108 230V231H107ZM167 230V231H166ZM114 233H113V232ZM103 232V233H102ZM107 232H108V234H110V235H107ZM110 232V233H109ZM112 232V233H111ZM106 233V234H105ZM103 234L105 235V236H103ZM157 236H156V235ZM115 235V236H114ZM107 236H108V238H107ZM156 236V237H155ZM167 236V237H168ZM110 238V239H109ZM161 238V239H160ZM164 238V239H163ZM107 239V240H106ZM163 242H162V241ZM116 241V242H115ZM165 241V242H164ZM201 242V243H200ZM203 240L202 239H200V241H199V243H198V247L200 248L201 247V249H206V251H207V249H209L208 248V246H207V244H205L204 243V245H202L203 244ZM117 243H118V245H117ZM143 243V244H142ZM117 245V247H116V245ZM120 244V245H119ZM145 244V245H144ZM142 245H144V246H146V247H143ZM113 247V248H112ZM119 247V248H118ZM164 249H163V248ZM166 247H168V246H166ZM118 250H117V249ZM124 248V249H123ZM146 248V250H144ZM126 249V250H125ZM143 249V250H142ZM149 249V250H148ZM120 250V251H119ZM124 250V251H123ZM161 250H163V252H160ZM140 251H141V253H140ZM146 251V252H145ZM205 251V250H204ZM133 252V255H134V257H133V255H131V253ZM135 252V253H134ZM139 252V253H138ZM158 252V253H157ZM207 252H209V251H207ZM123 254V255H121V254ZM139 255H138V254ZM144 253V254H143ZM152 253V254H151ZM154 253V254H153ZM142 255V258H141V255ZM148 254V255H147ZM150 254V255H149ZM129 255V256H128ZM144 255H146V256H148V257H146V256H144ZM151 255H152V257H151ZM132 256V257H131ZM136 256V257H135ZM138 256V257H137ZM144 256V257H143ZM114 257V258H113ZM119 257H120V259H119ZM129 257V258H128ZM146 257V258H145ZM134 258V259H133ZM136 258V259H135ZM152 258V259H151ZM139 259V260H138ZM136 260H138V261H136ZM144 260V261H143ZM154 260H156V261H154ZM152 261V262H151ZM154 261V262H153ZM135 262H137V263H135Z\"/></svg>",
    "mask_w": 264,
    "mask_h": 264
}]
</instances>
